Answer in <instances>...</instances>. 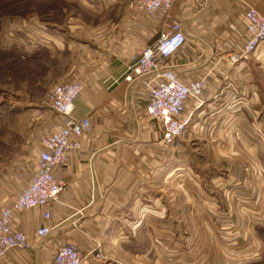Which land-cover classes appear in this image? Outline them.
<instances>
[{"label":"crops","instance_id":"1","mask_svg":"<svg viewBox=\"0 0 264 264\" xmlns=\"http://www.w3.org/2000/svg\"><path fill=\"white\" fill-rule=\"evenodd\" d=\"M76 1L89 17L65 4L60 20L3 25L10 35L12 27L24 33L21 49L32 60L45 52L60 74L65 68L81 80L72 112L88 117L91 129L53 170L63 187L49 217L39 207L13 212L12 225L29 246L7 249L0 264H54V238L73 243L83 264H230L221 258L224 249L240 255L233 264H264V188L255 175L264 169V43L241 55L245 12L252 6L264 18V0H172L167 18L128 11L118 0ZM111 10L119 13L108 16ZM172 21L185 43L168 64L182 81L203 78L205 88L199 102L185 105L187 131L166 145L144 111L145 90L123 75L129 55ZM16 133L22 141L10 163L21 171L20 187L7 192L0 181V208L11 204L41 150L39 131ZM242 172L250 193L237 205L222 190ZM197 198L222 209L199 212L190 205ZM223 206L228 216L220 215ZM41 225L50 230L40 239ZM246 250L252 254H241ZM175 253L179 259L170 258Z\"/></svg>","mask_w":264,"mask_h":264},{"label":"built area","instance_id":"2","mask_svg":"<svg viewBox=\"0 0 264 264\" xmlns=\"http://www.w3.org/2000/svg\"><path fill=\"white\" fill-rule=\"evenodd\" d=\"M135 9L146 15L159 12L169 17L172 0H133ZM247 38L241 55L252 53L264 43V18L252 6L245 12ZM185 43L179 22L172 21L158 32L155 40L142 47L129 58L123 79L140 85L145 90L144 111L159 127L164 144L171 145L188 129L189 117L184 115L188 101H200L205 88L203 78L182 81L170 68L168 60ZM237 59V57H234ZM80 80H65L53 86L49 95V107L59 120L55 128L40 140L41 150L35 159V168L23 187L14 195L11 204L0 208V256L9 248L26 249L29 246L25 234L13 227L12 214L39 207L43 219L49 217V204L57 200L63 183L56 179L54 168L65 162L66 150L77 148L79 138L91 125L88 117L73 115V101L82 90ZM50 227L41 225L35 236L44 238ZM54 264H83L85 256L70 242L54 238Z\"/></svg>","mask_w":264,"mask_h":264},{"label":"rangeland","instance_id":"3","mask_svg":"<svg viewBox=\"0 0 264 264\" xmlns=\"http://www.w3.org/2000/svg\"><path fill=\"white\" fill-rule=\"evenodd\" d=\"M74 2L76 3L77 1L0 0V181L7 192L20 187L19 178L21 171L17 170L15 168L16 166L13 167V163H10V161L19 154L18 146L22 141V138H20V135L16 132L19 130L25 134L30 131V136H34V133L39 131L41 133L40 140L43 136L51 132L58 122L54 123V120L58 117L57 114L50 109L48 103L51 89L55 84L62 81L72 79L79 80V78L76 75L71 76V74H66L67 70H65V68H63V72L60 74V68L54 66V57H45V52L42 53L43 55L41 58L38 57L32 60V58H30L31 51L23 52L21 49V40L23 39L22 35L24 33L22 31L15 33L17 29L12 27V30L10 29V35L4 30L3 25L13 24L14 22L23 23L24 21L39 22L42 24L45 20H60L64 14L63 11H60V7L65 4L67 8L69 5H73L69 7V9H75V12H77L76 14H79L81 17H89L87 12L78 9ZM120 2L126 4L128 11L135 10L133 0H118L117 3ZM106 13L109 14L108 16H115L119 11L111 10ZM138 13L143 12L138 10ZM162 27L163 26L158 27L160 28L159 31L163 29ZM50 31L53 33L54 30ZM135 54L137 53L130 54L128 60ZM62 59L63 64L71 63V59H67V57ZM41 62H43L44 65H40L39 63ZM50 65H52V68L49 67ZM18 116H22L20 117L21 119L18 120ZM22 124L23 126L20 127ZM25 125H28V127H25ZM247 173L248 172H242L241 177L238 176L235 180L229 182L225 189L222 190L223 196L228 195L232 202H235V204L237 202V205L243 204L246 196L250 193L249 189H243L244 184H241ZM181 174V171H178L174 175L176 181ZM255 175H258L257 177L261 180L259 182L264 188L263 166L260 168L259 174L256 172ZM24 184L25 182L23 185ZM186 187L189 190L191 189L190 193H192V189L194 188L189 180H187ZM208 189L214 192L213 188L209 187ZM18 191H16V193ZM207 204L208 203L202 202V198H197V200H193L192 203H190V205L195 207L199 212L208 210V213L213 214L215 211L222 209L217 202L212 205ZM223 211L224 212L219 211L220 215L224 217L228 216L225 206H223ZM213 222L218 224L217 219H212V223ZM213 227L216 228L218 226L213 224ZM225 241H229V238ZM243 252L244 251H242L241 254H252V250H246L245 253ZM222 253L223 257L221 258L226 259L230 264L235 263V259L240 257V255L238 256L237 254L233 256L227 249H224ZM170 258L179 259L176 253L175 256ZM262 259L264 260V257L261 258V260ZM231 261L234 262L231 263Z\"/></svg>","mask_w":264,"mask_h":264}]
</instances>
